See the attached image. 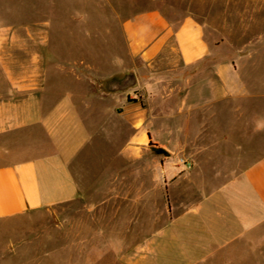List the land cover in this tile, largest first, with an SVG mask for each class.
I'll list each match as a JSON object with an SVG mask.
<instances>
[{"label": "crops", "instance_id": "1", "mask_svg": "<svg viewBox=\"0 0 264 264\" xmlns=\"http://www.w3.org/2000/svg\"><path fill=\"white\" fill-rule=\"evenodd\" d=\"M182 3L200 8L176 19L158 8L127 17V54L111 71L94 65L92 45H61L47 23L6 8L0 222L82 202L85 221L70 223L84 245L72 253L76 264H264V94L244 91L233 62L212 61L213 75L202 73L221 47L210 22L228 20L230 34L244 22L264 43V0ZM170 54L186 75L163 122L135 91ZM129 72L136 85L104 91V81ZM206 115L228 128L221 119L202 125ZM157 144L192 168L157 155Z\"/></svg>", "mask_w": 264, "mask_h": 264}, {"label": "rangeland", "instance_id": "2", "mask_svg": "<svg viewBox=\"0 0 264 264\" xmlns=\"http://www.w3.org/2000/svg\"><path fill=\"white\" fill-rule=\"evenodd\" d=\"M107 1L101 3V0H0V19L6 16V8L22 7L24 14L30 19H38L47 23V27L57 30L55 39L59 40L61 45H92L94 65L110 70L127 54V43L122 31L123 22L127 17L141 10L158 8L176 19L189 7L200 8L184 4L183 0H171L177 2L174 5L155 4L150 0ZM222 8H227V5L222 4ZM210 23L221 30V47L215 53L214 60L209 58L204 62L203 75L206 77L213 75L212 61L233 62L244 82V91L264 94V43H260L259 38L245 29L244 22H236L240 29L233 31V34H230L228 20ZM77 55L84 56V53ZM173 60L175 55L170 54L168 60L165 59L157 66L158 73L154 76L156 80L151 78L150 80L154 82L150 85L148 80L142 79V88L135 91L139 94L137 98L141 100L142 105L148 106L151 103V107L157 110L158 114H163L161 117L163 122L166 119L164 116L166 111L168 110L170 114V109L178 104L172 94L182 92L184 88L181 77L186 74L181 68L172 66ZM149 97L152 101H149ZM220 119L221 128L227 129L226 120L211 119L207 115L203 116L201 124H210L213 120L219 123ZM172 122L175 128L176 122ZM163 124L161 125L164 127ZM160 137L161 141L165 142L164 133ZM159 141L157 140L158 143ZM157 146L160 147L158 144ZM160 148L170 154L159 155L162 158H173L179 165H183L180 162L182 159L186 160L178 149ZM85 219V206L82 202H77L55 210L35 212L0 222V264H76L70 259L72 253L74 255L83 252L84 245L75 244L76 239L71 235L70 223L84 222Z\"/></svg>", "mask_w": 264, "mask_h": 264}, {"label": "water", "instance_id": "3", "mask_svg": "<svg viewBox=\"0 0 264 264\" xmlns=\"http://www.w3.org/2000/svg\"><path fill=\"white\" fill-rule=\"evenodd\" d=\"M104 91L107 93L125 91L129 87L136 85V78L133 73L129 72L124 75L114 76L111 79H108L103 82ZM152 150L157 155L170 156V154L160 147H153Z\"/></svg>", "mask_w": 264, "mask_h": 264}, {"label": "built area", "instance_id": "4", "mask_svg": "<svg viewBox=\"0 0 264 264\" xmlns=\"http://www.w3.org/2000/svg\"><path fill=\"white\" fill-rule=\"evenodd\" d=\"M181 164H183L187 169H191L192 168V163L187 161V160H184L182 159L181 161Z\"/></svg>", "mask_w": 264, "mask_h": 264}]
</instances>
